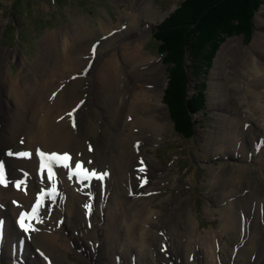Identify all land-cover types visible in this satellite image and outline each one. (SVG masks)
<instances>
[{
  "label": "bare ground",
  "instance_id": "bare-ground-1",
  "mask_svg": "<svg viewBox=\"0 0 264 264\" xmlns=\"http://www.w3.org/2000/svg\"><path fill=\"white\" fill-rule=\"evenodd\" d=\"M144 11L152 20L159 17L151 7ZM123 23L113 37L104 21L97 32L80 25L51 33L42 44L38 64L21 66L14 78L7 70L8 62L19 57L0 51V161L6 177L4 182L0 176V264H68L69 253L79 255L88 247L85 242L94 236L92 227L102 214L110 255L119 249L121 236L127 240L125 256L133 252L137 231L141 247L149 237L156 240L153 230L165 227L174 234L175 252H182L189 264L190 259H202L203 253V264L215 263L216 249L238 239L243 229L246 232L251 217L254 223L264 216V167L260 166L264 158V65L255 58L264 55V32L256 33L251 57L233 71V103L223 110L210 142L211 157L247 159L257 167L250 173L229 172L227 178L212 174L210 186L221 190L223 232L203 237L197 233L196 219L183 209L173 176L162 173L154 179L149 175L153 161L146 156L148 147L166 142L174 129L166 122L167 107L162 103L167 83L161 65L142 56L144 32L130 31L136 27L129 25L123 31ZM260 24L264 29V21ZM104 40L105 54L95 57L93 49ZM9 151L12 156L7 155ZM52 153L71 159L67 168L63 162L52 163L54 176L49 178ZM77 165L97 175L84 179L75 174ZM35 182L39 189L34 188ZM52 189L57 193L54 198L43 195ZM165 196L175 203L166 223L157 227L151 199ZM38 199L42 201L39 219L26 217L25 231L20 216L30 213ZM259 224L239 254L246 249L260 253L264 237ZM176 235L185 237L186 243ZM243 264H250V259Z\"/></svg>",
  "mask_w": 264,
  "mask_h": 264
},
{
  "label": "rangeland",
  "instance_id": "rangeland-1",
  "mask_svg": "<svg viewBox=\"0 0 264 264\" xmlns=\"http://www.w3.org/2000/svg\"><path fill=\"white\" fill-rule=\"evenodd\" d=\"M184 1L0 0V51L15 52L20 58L8 62L10 67L7 70L9 75L14 78L20 72L21 66L30 67L38 64V60L42 55V44L51 33L57 32L60 34L70 26L77 27L80 25L97 32L103 21L110 25L112 29L110 32L111 37L118 35L121 31L119 25L123 22V31L127 30V25L136 27L130 31L142 30L145 34L142 56L155 60L164 70L162 76L166 78L167 87L162 103L167 107L166 122L174 128L170 139L166 140V142L154 147H148L146 156L153 161V165H149V175L150 177L153 176L154 179H158L162 176V173L173 176L172 185H174L181 196L184 204L183 209H186V213H190L196 219L197 233H201L203 237H208L210 234L219 235L223 232L221 205L218 203L221 190L219 186H216L217 188L210 186V183L214 180L212 179V174L218 172L226 175L225 178H227L229 172L247 171L250 173L252 169L257 167L256 162L247 159L237 161L231 156L225 155L211 157L214 152L211 151L210 142L211 135L220 124L219 121H221L223 110L226 107H231V102L233 103L232 98L234 96L232 94H235V91L231 92L230 85L231 78L234 75L233 71L245 64L244 60L247 56L251 57V46L256 33L259 30L261 33L264 32L260 24L261 20L264 21V1L260 3V7L254 13L252 22L245 26L247 34H235L236 31H233L232 35L226 36L223 42L218 44L219 46H215L218 49L211 63L207 60V57L211 56L209 53L214 49L211 45H209L210 47L206 46L202 51H198V48L193 49L191 58L188 57L186 59L185 66L189 80L188 93L190 97L197 99L199 102L197 112L194 114L196 124L193 137L191 138L179 136L172 111L166 102L167 90L171 82V66L166 62V55L161 54V45L155 39L158 27L178 11ZM149 7L155 11L157 10L158 18L152 20L146 14L144 10ZM261 16L262 19L260 20ZM235 25L239 26L237 23ZM233 29L236 30L235 27ZM93 41L98 42L95 39ZM105 41L101 44L97 43L100 51H98L97 47V50L94 51L95 57H101L105 54V47L102 46ZM226 45H229V47L223 51ZM100 46L103 48L101 49ZM91 54L93 56V53ZM255 58L259 65H264V55L262 53L257 54ZM121 66L126 65L122 62ZM222 77H224V81ZM59 79L63 78L60 76ZM237 102L239 101L237 100ZM260 162V166L264 167V158ZM156 168L161 173L157 172ZM34 188L39 189L37 182L34 183ZM156 198L151 199L153 201L151 204L152 219L157 217L158 224H160L157 227H160L166 223V219L175 202L170 196H165L162 199L157 198V200ZM184 216L183 220L185 221L187 215ZM263 217H259L260 221L256 218L254 223L253 217L250 218V221L247 219L246 222L249 221L246 223L247 231L245 232L243 229V233L238 239L228 241L229 243L224 242L225 244L221 245V249H216L217 257L215 258V263L213 261L207 263L206 261L204 264H243L245 262L248 263L249 259L250 264H264V245L263 248H258L259 254L257 251L252 253L251 249H246L244 256L239 254L247 243L246 239L248 240L250 234H253L256 223L260 222L261 236L264 237ZM103 218L102 214L99 219L95 220L92 227L94 236L88 242H85L89 248H83L82 252L79 251V255L69 253L68 264H189L182 252H175L174 244L176 243L172 241L175 240L174 234L173 232L169 234L165 227L153 230V235H157L155 236L156 240H153V237H149L147 241H144L145 245L141 247L138 240L141 234L140 231H137V235L134 234L132 240L133 252L131 254L128 252V255L125 256L124 248L127 240L126 236H121L119 249L114 248L115 252H117L113 251L115 254L112 252L110 255L108 251L110 249L107 250V230H105L104 237V229H102L104 223L106 225V221ZM59 227H62L61 230H63L64 226L60 224ZM180 231L186 230H182L181 227ZM160 234L162 237L161 241L158 240ZM247 234L248 236H246ZM179 236L176 235L175 238H179L183 244L186 243L185 237ZM96 237L99 238V241ZM210 243L207 240V244L210 245ZM208 245L205 246L208 247ZM212 252L213 250H211ZM201 258H196V262L190 259V264H203L206 259L205 253H203Z\"/></svg>",
  "mask_w": 264,
  "mask_h": 264
},
{
  "label": "trees",
  "instance_id": "trees-1",
  "mask_svg": "<svg viewBox=\"0 0 264 264\" xmlns=\"http://www.w3.org/2000/svg\"><path fill=\"white\" fill-rule=\"evenodd\" d=\"M264 0H185L181 8L158 27L155 39L160 43V52L166 55L171 66V82L167 90V104L172 111L179 136L193 137L199 102L189 96L185 62L192 50L212 51L207 60L211 63L226 36L247 34L245 26ZM239 26H236L235 24ZM236 28V30L233 29ZM214 46V47H213Z\"/></svg>",
  "mask_w": 264,
  "mask_h": 264
},
{
  "label": "snow or ice",
  "instance_id": "snow-or-ice-1",
  "mask_svg": "<svg viewBox=\"0 0 264 264\" xmlns=\"http://www.w3.org/2000/svg\"><path fill=\"white\" fill-rule=\"evenodd\" d=\"M95 51V49H93V52ZM73 113H69V116H72ZM7 155L9 156H12L13 153L11 151H9L7 153ZM18 155H28L27 153H19ZM44 154L41 153V156H43ZM70 157L67 155V154H64L63 156H60L56 153H52L50 154V165H49V168H48V171H49V178H52L54 176V173L52 171V167H51V164L52 163H56V162H63V166L64 167H69V161H70ZM3 170H4V164L2 161H0V176H2L3 174ZM75 174L78 175V176H83L84 179H88L89 176H96L97 174L93 171L91 173H89L86 169H83L81 165H77L76 166V171H75ZM102 178V177H100ZM0 182H3L2 180H0ZM17 184V186H19V182H14ZM56 191L55 189H52L51 191L49 192H46L44 193L43 195H47V196H50V197H55L56 195ZM42 206V201L40 199L37 200L36 204L32 207L31 209V212H25V213H22L21 216H20V220H19V223H20V226L22 228L25 229V231H28V227L25 225L24 221H25V218L26 217H31V218H36V219H39V209L40 207ZM86 207H90V205L86 206Z\"/></svg>",
  "mask_w": 264,
  "mask_h": 264
}]
</instances>
